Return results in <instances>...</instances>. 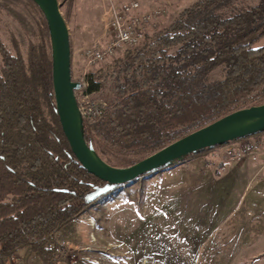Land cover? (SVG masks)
<instances>
[{"label": "trees", "instance_id": "trees-1", "mask_svg": "<svg viewBox=\"0 0 264 264\" xmlns=\"http://www.w3.org/2000/svg\"><path fill=\"white\" fill-rule=\"evenodd\" d=\"M234 2L199 0L167 28L147 34L143 46L125 50L111 73L115 99L100 119L84 120L85 138L104 160L134 164L236 110L264 103V0L233 10ZM41 25L49 43L31 44L27 59L20 51L11 55L0 41V256L31 248L42 264H56L64 251L58 233L126 184L100 193L108 184L73 153L56 109L44 15ZM220 66L222 77L208 82ZM100 85L89 78L91 93Z\"/></svg>", "mask_w": 264, "mask_h": 264}, {"label": "rangeland", "instance_id": "rangeland-1", "mask_svg": "<svg viewBox=\"0 0 264 264\" xmlns=\"http://www.w3.org/2000/svg\"><path fill=\"white\" fill-rule=\"evenodd\" d=\"M129 1L59 0L75 53L73 78L89 83L94 77L101 85L91 96L107 105L115 99L111 73L121 65L125 50L96 67L86 64L85 50L110 40L112 8ZM138 1L143 10L164 9L160 26L148 33L151 36L199 0ZM258 2L235 0L231 9ZM43 15L32 0H0V41L11 55L20 51L27 59L31 44L41 41L47 47ZM145 43L146 37L137 47ZM2 63L0 53V67ZM223 72V66L216 68L207 81L220 79ZM231 146H218L196 157L202 159L200 174L190 164L193 158L102 196L58 233L64 251L56 264H264V156L255 168L248 161L251 157H230ZM214 150L223 155L210 157ZM13 255L16 262L10 256L7 264H42L28 250ZM6 259L0 256V264Z\"/></svg>", "mask_w": 264, "mask_h": 264}, {"label": "water", "instance_id": "water-1", "mask_svg": "<svg viewBox=\"0 0 264 264\" xmlns=\"http://www.w3.org/2000/svg\"><path fill=\"white\" fill-rule=\"evenodd\" d=\"M49 27L53 87L56 109L71 149L83 167L108 185L100 193L157 171L193 152L226 145L264 130V103L236 110L128 166H114L104 160L84 135V119L75 91L80 83L72 75V46L67 21L59 0H33Z\"/></svg>", "mask_w": 264, "mask_h": 264}, {"label": "built area", "instance_id": "built-area-1", "mask_svg": "<svg viewBox=\"0 0 264 264\" xmlns=\"http://www.w3.org/2000/svg\"><path fill=\"white\" fill-rule=\"evenodd\" d=\"M162 17H164L163 8L143 10L138 0L113 6L110 17L111 38L104 45L95 44L85 50L86 64L88 67H96L109 59L116 58L124 50L137 47L150 31L158 29ZM78 82L80 87L75 93L80 112L85 121L94 122L104 115L107 103L91 96L88 82L84 80ZM230 143L232 146L227 150L230 157L249 158L255 151L264 147V135L250 136ZM10 259L13 262L17 260L15 255Z\"/></svg>", "mask_w": 264, "mask_h": 264}, {"label": "crops", "instance_id": "crops-1", "mask_svg": "<svg viewBox=\"0 0 264 264\" xmlns=\"http://www.w3.org/2000/svg\"><path fill=\"white\" fill-rule=\"evenodd\" d=\"M71 46H72V42H71ZM74 64H75V53H74V51H73V47H72V72H73V67H74ZM262 135H264V134H262ZM261 135V136H262ZM260 136V135H259ZM258 153V154H257ZM256 154V157H253V155H255ZM263 154V155H262ZM223 155V152H221V150H214L213 152H212V155L210 156V157H212V158H219L220 156H222ZM264 156V147L263 148H261V149H259V150H257V151H255L250 157L251 158H253V160L251 159V161H250V159H248V161H249V163L250 162H252L253 163V165H254V167L256 168V167H258L259 165H260V163H261V159H260V156ZM255 159V160H254ZM210 160V159H209ZM190 164H192V168H193V170H196V172L198 173V174H200L201 172H200V169H202V159H200V157L199 158H196V159H193V160H191L190 161ZM261 167H263L264 168V164H262L261 165ZM193 173H195L194 171H193ZM196 174V173H195ZM256 178H258V176L256 177ZM248 184V183H247ZM263 216L264 215H261V218H263ZM259 220V219H258ZM264 220V219H263ZM261 222H262V220H261ZM261 229L263 230L264 229V225H263V223H262V225H261ZM26 250H28V251H30V252H32V250H31V248H28V249H21L18 253H16L17 254V256H19V254H20V252L22 253V252H26ZM33 253V252H32ZM34 254V253H33ZM9 259V257H7V259H6V264H7V260ZM20 264H23V263H20Z\"/></svg>", "mask_w": 264, "mask_h": 264}, {"label": "bare ground", "instance_id": "bare-ground-1", "mask_svg": "<svg viewBox=\"0 0 264 264\" xmlns=\"http://www.w3.org/2000/svg\"><path fill=\"white\" fill-rule=\"evenodd\" d=\"M90 221H91L92 223L94 222V220H93V219H90ZM95 237H96V235H95V234H93V235H92V239H93V240H95Z\"/></svg>", "mask_w": 264, "mask_h": 264}]
</instances>
